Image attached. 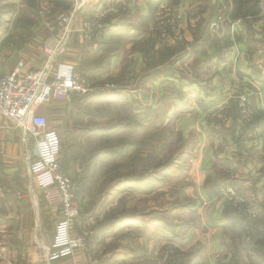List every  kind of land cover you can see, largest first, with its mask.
<instances>
[{
	"label": "crops",
	"instance_id": "crops-1",
	"mask_svg": "<svg viewBox=\"0 0 264 264\" xmlns=\"http://www.w3.org/2000/svg\"><path fill=\"white\" fill-rule=\"evenodd\" d=\"M68 3L72 31L55 62L102 87L50 100L48 128L62 134L80 204L71 233L84 246L48 259L58 207L27 170L33 138L0 117V264H157L155 252L166 249V264H238L240 243L264 234V0ZM220 8L232 23L212 32ZM62 13L13 10L0 23L1 72L41 68L44 40L59 35L47 24ZM160 19L171 20L164 34ZM241 95L254 110L247 124ZM81 102L98 109L76 131ZM76 138L87 146L73 162ZM236 215L260 225L235 230Z\"/></svg>",
	"mask_w": 264,
	"mask_h": 264
},
{
	"label": "built area",
	"instance_id": "built-area-1",
	"mask_svg": "<svg viewBox=\"0 0 264 264\" xmlns=\"http://www.w3.org/2000/svg\"><path fill=\"white\" fill-rule=\"evenodd\" d=\"M71 19L72 12H68L47 24L52 34L58 31L59 35H52L44 40V61L41 68H28L24 71L21 69L22 63H19L18 68L8 73L0 70V117L11 125L22 128L28 137L33 138L35 155L28 163L27 170L43 190L45 199L59 210L48 253L49 260L72 255L75 250L84 246V239L81 235L71 233L80 204L73 182L61 165L60 134L47 127V118L40 112V108L54 98H63L71 93L87 95L102 88L90 82L72 65L55 62L56 56L64 48L66 36L72 31ZM230 22L226 9L220 8L210 22L211 31H224ZM170 23V19H160L155 24V29L164 34ZM92 30V22L85 25L84 31L88 38ZM106 87L113 88L114 85L110 83ZM237 105L241 121L245 124L251 122L254 111L247 95L239 96ZM224 116L225 114L219 115L221 119H225ZM156 255L159 256L157 264H166L170 260L171 250L166 249Z\"/></svg>",
	"mask_w": 264,
	"mask_h": 264
},
{
	"label": "rangeland",
	"instance_id": "rangeland-1",
	"mask_svg": "<svg viewBox=\"0 0 264 264\" xmlns=\"http://www.w3.org/2000/svg\"><path fill=\"white\" fill-rule=\"evenodd\" d=\"M23 1L24 0H0V23H2L3 20L9 19L10 14H12V11L13 10L16 11L18 8H19V10H24V9L26 11L32 10V11H34L35 14L39 15V13H40L42 16L47 17L49 15H54L56 12L66 13V10H67L66 7H67V5H69L68 0H25L24 3H23ZM70 3L71 4L69 5V8L73 2L71 1ZM21 4H23L24 6L22 7ZM64 13H62V14H64ZM229 18H230V16H229ZM230 21H231V18H230ZM231 23L232 22H230V24ZM1 45H2V42H0V46ZM90 82H92V80H90ZM94 85H97V84H94ZM71 95L72 94H70V96ZM75 95L84 96V95H79V94H75ZM61 100L62 99L53 100L52 102H55V101L61 102ZM50 103H51V101L49 103H46L45 105L41 106V108H40V112L43 113L47 118V127L49 126V123H50ZM82 104H83V102H81V106L78 105L77 109H75V111H74L75 118L72 119V121L75 122V124H74L75 130L76 129L82 130L83 120H84L83 118L87 115L96 116V112L98 109L97 107H93V106H89V105L82 107ZM103 113L106 114L104 117H106L107 122L110 119V117H113L112 109L111 110L104 109ZM71 114L72 113H70V115ZM219 115H221V114H219ZM225 116H224L225 119H222L223 121L227 119V117H225ZM238 116H239V112H238ZM239 120H241L240 117H239ZM69 126L70 125H67L66 129L70 130L71 127H69ZM59 134H60V132H59ZM60 136L62 137V134H60ZM30 144L33 146L32 148H34V142L31 141L28 145H26L27 149H29V150L31 149ZM71 144L73 145L71 147L68 145L69 146L68 147V153H70V154L72 152H76L77 148L81 151L80 147L87 146V142L82 144L81 139H79V138L78 139L76 138V140H73ZM76 157H78V155H76V154L72 155L71 154V156L68 158L71 159L73 162H75ZM262 237H264V236H262L261 234H256V236H253L251 238L250 243H248L247 245L243 242L240 243L238 251H235V257L239 258V259H237L238 264H241V259H242L241 255H243L244 258L246 257V259L249 261V264H260L258 262V260L261 258L260 254H261V250L263 249L264 242H262L263 244L261 246L259 241H257V240H260ZM262 264H264V262Z\"/></svg>",
	"mask_w": 264,
	"mask_h": 264
},
{
	"label": "trees",
	"instance_id": "trees-1",
	"mask_svg": "<svg viewBox=\"0 0 264 264\" xmlns=\"http://www.w3.org/2000/svg\"><path fill=\"white\" fill-rule=\"evenodd\" d=\"M61 165H62L63 170L66 173L65 162L64 161L62 162V159H61ZM77 217H78V215H77ZM77 217L75 218L74 222L77 220ZM229 222L231 225H233L235 227V230L236 229L241 230L242 228L246 229V227H252V226H256L258 228V226L260 225V224H258L259 223L258 219L247 220V219H245L239 215H236V217H233V218H229ZM255 236H256V233H255ZM262 236H264V234H262ZM257 241H259L260 245L262 246V244H263L262 242H264V237H262L260 240H257ZM263 247H264V244H263ZM258 262L263 263L264 261L263 260L261 261V259H259Z\"/></svg>",
	"mask_w": 264,
	"mask_h": 264
}]
</instances>
